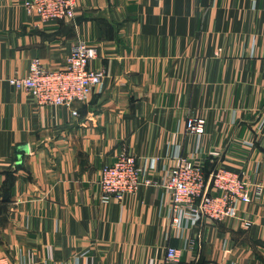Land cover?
Masks as SVG:
<instances>
[{
	"label": "crops",
	"instance_id": "1",
	"mask_svg": "<svg viewBox=\"0 0 264 264\" xmlns=\"http://www.w3.org/2000/svg\"><path fill=\"white\" fill-rule=\"evenodd\" d=\"M23 1L0 0V264H165L169 245L181 264H264V188L240 204L251 227L205 220L179 236L160 186L104 202L99 183L122 153L158 157L159 180L180 145L264 187V0H78L48 22ZM79 39L106 70L88 101L39 105L11 85L35 57L64 67Z\"/></svg>",
	"mask_w": 264,
	"mask_h": 264
},
{
	"label": "built area",
	"instance_id": "2",
	"mask_svg": "<svg viewBox=\"0 0 264 264\" xmlns=\"http://www.w3.org/2000/svg\"><path fill=\"white\" fill-rule=\"evenodd\" d=\"M23 4L28 13L48 22L74 18L78 0H24ZM96 57L97 49L86 40L79 39L64 67L47 68L40 58L35 57L27 75H16L9 81L39 105L72 106L75 102L88 101L102 86L106 70L90 66ZM73 114L77 115V110ZM185 130L201 136L205 132V119L189 117ZM211 153L217 154L215 151ZM162 160L159 180L151 176L158 167V157L139 163L136 155L122 153L115 161L105 164L99 181L102 200L122 201L143 186L158 185L170 195L168 217L179 236L205 220L237 219L244 228L252 226L253 221L241 213L240 204L247 205L257 200L263 193L262 185L251 187L242 172L229 168L219 167L209 173L197 154H183L180 145ZM193 245L191 241V247ZM163 258L165 264H181L182 249L169 245Z\"/></svg>",
	"mask_w": 264,
	"mask_h": 264
}]
</instances>
